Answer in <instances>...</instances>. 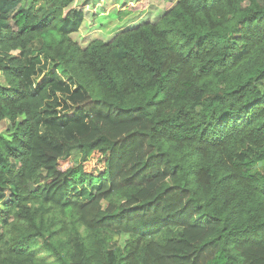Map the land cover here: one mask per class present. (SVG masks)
I'll use <instances>...</instances> for the list:
<instances>
[{"label":"trees","instance_id":"obj_1","mask_svg":"<svg viewBox=\"0 0 264 264\" xmlns=\"http://www.w3.org/2000/svg\"><path fill=\"white\" fill-rule=\"evenodd\" d=\"M89 1L0 0V264H264V0Z\"/></svg>","mask_w":264,"mask_h":264},{"label":"rangeland","instance_id":"obj_2","mask_svg":"<svg viewBox=\"0 0 264 264\" xmlns=\"http://www.w3.org/2000/svg\"><path fill=\"white\" fill-rule=\"evenodd\" d=\"M96 6L91 5L92 3L89 1L87 2L89 4V8L83 6L81 9L83 10V13L86 16L85 19V25L87 26V29H83L81 34H87V37L85 39L89 40L95 36H97V32H88L89 27L93 24L92 18H90L91 13L94 12L95 9H97V15L94 18V28L99 29L100 31L104 32V34L109 33L113 30H115L117 27L124 24V22H119L116 16V13L108 12L112 11L113 9H117L118 5L124 4V9L127 11L129 10L128 5L131 4V2H134L135 0H120L119 3L115 0H96ZM172 0H139L138 2L134 3L131 8V12H135L134 16L130 18V22L135 23L138 22L142 17L143 13H148V16L150 19H153L157 14L161 13L162 11L168 9L171 7ZM92 32V33H91ZM74 39L77 41L78 36H74ZM14 54V53H13ZM40 67L39 72L35 78L36 82L40 83L43 79H48L49 75L54 71L52 68V64L49 62H46L43 58H40ZM2 81L0 76V82ZM60 96V99L62 101L63 97H66V93L64 91H61L58 93ZM59 111V110H58ZM7 129V123H2L0 125V133H4V130ZM62 169H65L66 166L62 165ZM126 241V237L124 236H115L112 240V242L109 244L110 249H115L117 247H123L124 243Z\"/></svg>","mask_w":264,"mask_h":264}]
</instances>
